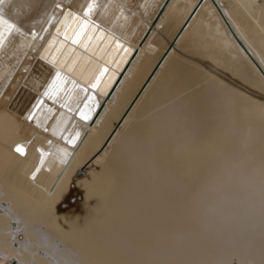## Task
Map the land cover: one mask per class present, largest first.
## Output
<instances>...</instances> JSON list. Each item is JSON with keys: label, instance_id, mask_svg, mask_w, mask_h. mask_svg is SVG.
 Listing matches in <instances>:
<instances>
[{"label": "bare ground", "instance_id": "1", "mask_svg": "<svg viewBox=\"0 0 264 264\" xmlns=\"http://www.w3.org/2000/svg\"><path fill=\"white\" fill-rule=\"evenodd\" d=\"M150 1L0 0V264H264V0Z\"/></svg>", "mask_w": 264, "mask_h": 264}, {"label": "rangeland", "instance_id": "2", "mask_svg": "<svg viewBox=\"0 0 264 264\" xmlns=\"http://www.w3.org/2000/svg\"><path fill=\"white\" fill-rule=\"evenodd\" d=\"M145 1V0H144ZM143 1V3H142V0H138V3H135V7L133 6V8H141L143 5L142 4H144L145 2ZM150 1V0H149ZM152 1V2H151ZM150 2L152 3V5H151V7H153V8H155L157 5H156V2H157V0H151ZM142 3V4H141ZM159 3V2H158ZM141 4V5H140ZM139 7H138V6ZM155 10V9H154ZM137 16V15H136ZM141 29V28H140ZM140 29H139V32H140ZM132 39V38H131ZM132 41H133V39H132ZM192 47V46H191ZM190 46L188 47L189 49H192L193 51H194V49H196V47L194 48V46L191 48ZM194 48V49H193ZM189 49L187 50V49H185V51H188L189 53L190 52H193L192 50L191 51H189ZM185 53L186 54V56L184 57L185 58V60H188V61H191V62H194L195 60V62H197V63H199L198 61V58L196 59V57H195V55H191L192 53ZM201 63H203V64H206V65H210L208 62H201ZM221 69V68H220ZM219 68H217V71H214V72H216V73H218L219 71V73L218 74H223V75H225V76H227L226 78L227 79H229V80H231L230 78V75H228V73H226V72H221L222 70H220ZM224 71H226V70H224ZM228 72V71H227ZM85 96H86V94H84V96H82V99H84L85 98ZM74 114H75V112H73L71 115H73L74 116ZM232 264H236V261L235 260H233L232 261Z\"/></svg>", "mask_w": 264, "mask_h": 264}, {"label": "water", "instance_id": "3", "mask_svg": "<svg viewBox=\"0 0 264 264\" xmlns=\"http://www.w3.org/2000/svg\"><path fill=\"white\" fill-rule=\"evenodd\" d=\"M216 9H217V7H216ZM217 10H218V9H217ZM171 46H172V44H171ZM114 89H115V88H113V90H114ZM113 90H112V91H113ZM111 93H112V92H111Z\"/></svg>", "mask_w": 264, "mask_h": 264}, {"label": "snow or ice", "instance_id": "4", "mask_svg": "<svg viewBox=\"0 0 264 264\" xmlns=\"http://www.w3.org/2000/svg\"><path fill=\"white\" fill-rule=\"evenodd\" d=\"M18 151L20 150V149H17Z\"/></svg>", "mask_w": 264, "mask_h": 264}]
</instances>
